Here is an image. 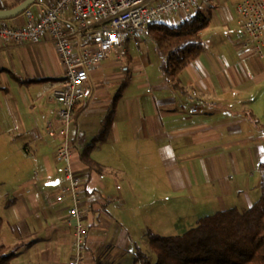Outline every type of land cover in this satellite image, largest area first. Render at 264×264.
<instances>
[{"label":"crops","instance_id":"crops-1","mask_svg":"<svg viewBox=\"0 0 264 264\" xmlns=\"http://www.w3.org/2000/svg\"><path fill=\"white\" fill-rule=\"evenodd\" d=\"M38 4L31 12L36 14ZM22 15L4 24L18 26ZM145 35L138 45L131 40L134 57L126 42L125 64L112 52L89 74L87 93L68 127L75 147L68 162L53 155L60 138L45 129L56 123L51 93L64 77L53 43H0V138L6 137L0 157L13 164V186L8 196L2 194L8 213L0 217V245L13 249L11 264H68L72 229L66 218L72 203L68 196L55 202L66 184L67 164L80 180L77 206L87 232L83 264H135V249L147 231L156 234L146 223L161 219L155 201L163 196L194 206L209 203L217 213L234 204L248 209L250 198L258 200L264 60L250 59L244 69L236 44L232 51L203 50L178 75L176 88L160 70L164 79L134 86L130 78L135 62L142 61ZM113 102L110 130L93 142ZM83 157L100 166L101 174L90 171ZM173 223L166 229H175Z\"/></svg>","mask_w":264,"mask_h":264},{"label":"built area","instance_id":"built-area-1","mask_svg":"<svg viewBox=\"0 0 264 264\" xmlns=\"http://www.w3.org/2000/svg\"><path fill=\"white\" fill-rule=\"evenodd\" d=\"M36 14L23 12L18 26L0 24V43L38 44L50 39L64 67V77L52 90L57 104L56 123H48L47 134L59 137L53 155L66 162L75 150L69 140L68 127L74 109L86 95L89 74L99 69L102 60L114 52L125 56L128 40L138 45L147 28L170 17L176 24L190 21L197 12L213 10L211 0H42ZM235 41L240 64L245 69L250 59L264 60V0H248L239 7ZM195 113L196 110H192ZM66 184L55 197L56 203L65 196L71 200L66 223L72 229V255L68 264H83L87 232L78 210L77 191L80 180L69 164L64 168Z\"/></svg>","mask_w":264,"mask_h":264},{"label":"trees","instance_id":"trees-1","mask_svg":"<svg viewBox=\"0 0 264 264\" xmlns=\"http://www.w3.org/2000/svg\"><path fill=\"white\" fill-rule=\"evenodd\" d=\"M22 1L18 0L9 7L0 5V10L14 8ZM5 22L6 20L0 21V24ZM208 26L207 15L197 12L195 17L187 22L174 26L154 23L147 28L145 34L152 41L154 51L162 59L160 71L175 88L178 85V75L202 53V32ZM114 112L113 102L104 118L102 130L92 139L93 142L106 137L113 122ZM83 160L90 171L101 174V168L95 162L84 157ZM257 172L260 175V196L251 207L242 212L229 209L203 217L193 229L180 236L162 237L147 231L148 246L155 261L153 263L148 255L136 247L134 263L264 264V162L257 166ZM1 221L0 218V229ZM13 256V249L9 250L0 245V264H11Z\"/></svg>","mask_w":264,"mask_h":264},{"label":"rangeland","instance_id":"rangeland-1","mask_svg":"<svg viewBox=\"0 0 264 264\" xmlns=\"http://www.w3.org/2000/svg\"><path fill=\"white\" fill-rule=\"evenodd\" d=\"M38 1L39 0H36V2L29 7L31 11L35 10ZM246 1L248 0H211L210 4L213 5V10H202V13L207 15V18L209 19V26L202 32V44L204 47V52L213 50L225 52L232 51L234 49L236 44L235 41L240 35L239 30L236 29L238 9L242 3ZM14 3L15 2H13V4ZM158 20L159 23L169 26L176 25L174 19L170 17H161ZM132 45L133 42L130 40L125 47L129 50V54L134 57L133 52L137 50H135ZM152 45V41H150L148 36L145 35L139 50L140 54L142 55V61L138 59V61L135 62V65L138 66V69L132 71L133 75H131L130 78L132 81L134 80V86L138 83L145 82L149 84L151 83L152 79H164L162 73L159 71V63L162 61V59L156 52H154V46ZM125 59L126 58L120 59L121 64H125ZM252 61L262 62V60H258L256 58H253ZM143 86H145V84ZM1 114L3 115L2 112ZM5 138L6 137L4 136L0 138V145H4ZM10 164L11 162L9 160H6L4 157L2 159L0 157V217L4 220L6 214L8 213L3 209L6 201L5 196H8L7 194H9L7 189L13 186V169H11V165L13 166V164ZM257 175L260 178L259 173ZM164 185L165 184L163 183V186ZM257 196L258 195H256V197ZM256 197L250 198L252 201L251 204L256 202ZM155 203L160 207L161 219L156 220L155 224L149 221L146 223V225L147 227H150V229H153L157 235L162 237L180 236L193 229L194 226H196L197 220L216 214L218 211L217 208L212 204L207 203L205 205L199 204L194 206V204L190 201L181 200V197H177L175 200L167 199L165 196H163L161 201H155ZM152 204L153 203H150V205ZM145 207L146 205L143 206V209ZM235 208L241 212L247 209L246 205L243 204H234L230 205L229 207V209ZM172 219H174V223L171 224V226L175 229L167 230L166 227L169 226V224L172 222ZM6 228L7 224L5 222L3 229ZM139 248L144 254L148 255L151 261L154 263L155 257L152 255V251L148 246L147 238L144 242L139 243Z\"/></svg>","mask_w":264,"mask_h":264},{"label":"water","instance_id":"water-1","mask_svg":"<svg viewBox=\"0 0 264 264\" xmlns=\"http://www.w3.org/2000/svg\"><path fill=\"white\" fill-rule=\"evenodd\" d=\"M35 2L36 0H23L14 8L0 10V21L9 20L21 15L23 11L25 12Z\"/></svg>","mask_w":264,"mask_h":264}]
</instances>
